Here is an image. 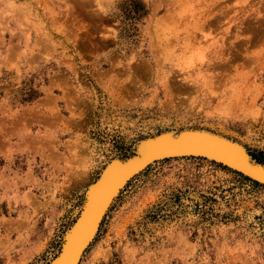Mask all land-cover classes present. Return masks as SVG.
Instances as JSON below:
<instances>
[{
    "label": "rangeland",
    "instance_id": "374dc122",
    "mask_svg": "<svg viewBox=\"0 0 264 264\" xmlns=\"http://www.w3.org/2000/svg\"><path fill=\"white\" fill-rule=\"evenodd\" d=\"M188 130L264 155V0H0V264H52L112 162ZM79 264H264V185L154 162Z\"/></svg>",
    "mask_w": 264,
    "mask_h": 264
},
{
    "label": "bare ground",
    "instance_id": "6f19581e",
    "mask_svg": "<svg viewBox=\"0 0 264 264\" xmlns=\"http://www.w3.org/2000/svg\"><path fill=\"white\" fill-rule=\"evenodd\" d=\"M172 135V134H171ZM157 137L143 143L138 155L126 161L116 160L88 190L85 210L67 238L62 254L52 264H79L85 250L95 239L112 201L130 178L154 162L169 158L211 159L264 185V165H259L245 149L216 135L184 133Z\"/></svg>",
    "mask_w": 264,
    "mask_h": 264
},
{
    "label": "trees",
    "instance_id": "16d2710c",
    "mask_svg": "<svg viewBox=\"0 0 264 264\" xmlns=\"http://www.w3.org/2000/svg\"><path fill=\"white\" fill-rule=\"evenodd\" d=\"M141 10H144V9H141ZM141 10H138L137 13L141 12ZM138 17L141 18V16H138ZM131 19H137V18L134 17V18H131ZM249 152H250V155L253 158V160H255L258 163L264 164V155L263 154H260V153L256 154L255 152H252L250 150H249Z\"/></svg>",
    "mask_w": 264,
    "mask_h": 264
},
{
    "label": "water",
    "instance_id": "95a60500",
    "mask_svg": "<svg viewBox=\"0 0 264 264\" xmlns=\"http://www.w3.org/2000/svg\"><path fill=\"white\" fill-rule=\"evenodd\" d=\"M166 133H168V132H166ZM184 133H194L196 136H198V135H201V134H205V133H210V132H207V131H198V130H188V131H182V132H179V133H177V135H181V134H184ZM163 134H165V133H163ZM163 134H160V135H158L157 137H160V136H162ZM210 134H212V133H210ZM205 158H206V156H204ZM261 164V163H260ZM252 180V179H251Z\"/></svg>",
    "mask_w": 264,
    "mask_h": 264
}]
</instances>
